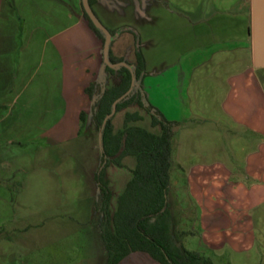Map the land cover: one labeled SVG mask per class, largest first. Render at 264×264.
I'll list each match as a JSON object with an SVG mask.
<instances>
[{"label":"crops","instance_id":"crops-1","mask_svg":"<svg viewBox=\"0 0 264 264\" xmlns=\"http://www.w3.org/2000/svg\"><path fill=\"white\" fill-rule=\"evenodd\" d=\"M257 1L89 0L106 29L138 35L148 97L175 123L167 197L173 225L188 232L187 249L214 264H256L226 252L264 239V64L253 58L251 37ZM133 32L112 41L114 58L136 60ZM102 48L81 0H0V199L59 200L65 217L52 228L90 230L92 237L64 247L60 235L45 246L56 260L74 255L79 264L106 262L94 178L100 149L86 92L99 74ZM122 163L106 172L112 214L135 159ZM175 171L197 206V230L178 223ZM194 234L200 243L190 249L186 240ZM2 245L1 236L0 256ZM118 264L161 263L132 251Z\"/></svg>","mask_w":264,"mask_h":264},{"label":"trees","instance_id":"trees-1","mask_svg":"<svg viewBox=\"0 0 264 264\" xmlns=\"http://www.w3.org/2000/svg\"><path fill=\"white\" fill-rule=\"evenodd\" d=\"M84 18L104 41L103 34L93 26L85 12ZM123 31L133 32L130 28H122L116 33L109 31L112 41ZM133 33L134 62L116 59L109 50L110 62L125 61L131 69L122 65H101L97 79L86 88L91 99L90 117L98 132L100 149L94 178L100 193L101 203L96 208L101 213L100 234L106 249L105 264H118L132 251H144L161 264H214L210 257L187 249L182 240L188 232L173 225L167 197L172 165L171 136L175 123L168 120L148 97L144 86L145 60L138 35ZM109 75L118 81L108 85ZM115 101L114 113L137 106L148 114L150 125L156 131L135 123L143 119L137 111L125 112L121 129L114 131V113L111 112ZM128 155L134 157L135 166L112 214L107 168L110 165L122 167V159Z\"/></svg>","mask_w":264,"mask_h":264},{"label":"rangeland","instance_id":"rangeland-1","mask_svg":"<svg viewBox=\"0 0 264 264\" xmlns=\"http://www.w3.org/2000/svg\"><path fill=\"white\" fill-rule=\"evenodd\" d=\"M155 73L153 72V75ZM117 81L112 75H109L107 84L111 85ZM127 111L139 112L143 116V119L135 121V123L151 130H156V128L151 127L148 114L143 109L134 105L114 113L112 123L115 128L122 126L124 114ZM89 119L88 117L87 121ZM83 128H86L85 124ZM28 153L33 156L34 152L31 151ZM54 157L57 159L58 154ZM114 168L116 172L117 166ZM173 178L174 183L172 186L175 200L178 208L183 212V214L181 213L179 215L178 223L180 226L183 224L184 229L195 228L197 230V206L190 198L183 177L175 171ZM41 186H44V184L42 183ZM67 201L69 204L71 200ZM58 206L59 200L48 198L44 195L28 199L13 196L12 198L0 199V207L3 209V215L1 216L3 227L0 230V237L2 236L3 240V253L0 256V264H79L74 255L65 258V260H62V258L61 260L59 258L56 260L57 256L48 254V247L45 246L50 240L60 239V235L64 238L61 240L64 247L73 244L75 240L90 239L92 237L90 236V230L72 231L64 234L53 229L52 226L65 217L58 211ZM29 212H32V214H28ZM262 224L264 226V223ZM10 225L13 226L11 227ZM256 234L258 235V232ZM199 243L200 239L197 234L191 235L186 240V244L190 249L196 248ZM226 253L227 257L232 259L238 258V260L243 261L252 260L256 264H264V239L257 237L256 244L251 249L238 252L228 250Z\"/></svg>","mask_w":264,"mask_h":264},{"label":"water","instance_id":"water-1","mask_svg":"<svg viewBox=\"0 0 264 264\" xmlns=\"http://www.w3.org/2000/svg\"><path fill=\"white\" fill-rule=\"evenodd\" d=\"M81 1L83 10L88 19L93 24V26L98 29L104 36L102 48V66L108 65L109 67H117L119 65H122L131 69V66H129L125 61H119L115 63L110 62L109 50L110 44L112 42V35L94 14L89 4V0ZM251 37L253 58L257 63L264 64V0H258L253 6ZM116 101L113 103L111 114L114 113Z\"/></svg>","mask_w":264,"mask_h":264}]
</instances>
